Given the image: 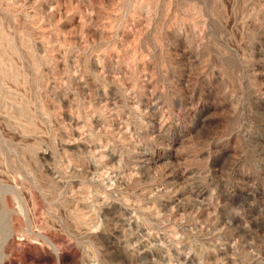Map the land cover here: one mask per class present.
Instances as JSON below:
<instances>
[{
  "label": "rangeland",
  "instance_id": "374dc122",
  "mask_svg": "<svg viewBox=\"0 0 264 264\" xmlns=\"http://www.w3.org/2000/svg\"><path fill=\"white\" fill-rule=\"evenodd\" d=\"M0 264H264V0H0Z\"/></svg>",
  "mask_w": 264,
  "mask_h": 264
}]
</instances>
